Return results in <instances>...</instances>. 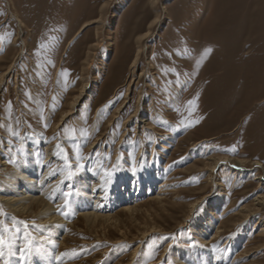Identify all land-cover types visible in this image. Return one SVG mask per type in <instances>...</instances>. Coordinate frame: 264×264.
I'll return each instance as SVG.
<instances>
[{
	"label": "rangeland",
	"instance_id": "obj_1",
	"mask_svg": "<svg viewBox=\"0 0 264 264\" xmlns=\"http://www.w3.org/2000/svg\"><path fill=\"white\" fill-rule=\"evenodd\" d=\"M1 79L0 181L58 169L50 264H264V0H0ZM82 178L113 182L103 217ZM0 211L37 248L38 208Z\"/></svg>",
	"mask_w": 264,
	"mask_h": 264
},
{
	"label": "bare ground",
	"instance_id": "obj_2",
	"mask_svg": "<svg viewBox=\"0 0 264 264\" xmlns=\"http://www.w3.org/2000/svg\"><path fill=\"white\" fill-rule=\"evenodd\" d=\"M147 36L148 33L145 34V37ZM2 81L3 79L0 80V85L2 84ZM81 92L73 100V103L71 104V110L63 115L62 118H65L71 114L72 109L75 107L82 96ZM140 123H143V119L140 120ZM49 161H51V158H46L44 163L48 164ZM222 161L223 159L212 160L211 170L216 169ZM223 162H225V160ZM233 162H235V165L237 166L243 164L241 161ZM3 165L4 164L1 163V166ZM21 169L22 170L20 171L17 170L16 172L12 173L14 180L7 182H5L4 180L0 181V204L7 207V209H9V211L12 213L22 212L24 214L30 215L32 214L31 210L34 207L38 208L39 211L37 212L36 219L39 222V229H41L43 235L40 237L41 241L34 245V247L36 246L39 249V252L34 251L27 259V261L22 262L20 260L21 263H17V245L14 242L11 245L10 250L16 252L17 255L13 256L9 255L8 253V255L1 258L2 260L0 264H3V260H8L9 264H50L51 262H55V260L59 257L56 255L58 252H56V259L53 260V252L60 251L65 248L62 241H58V239L62 236H60L59 233L64 230V226L67 223H63V219L59 218L60 216H57L58 214H56L55 207L57 206V204L54 205V202L57 201L59 193L57 192V189L52 187L54 182L60 181L57 178L58 169L50 170V168H48L47 166L41 168L37 165L32 164L31 160L29 159L26 161V164L21 167ZM56 179H58V181H55ZM72 183L77 190L79 197L75 199L74 207L77 208L76 213L86 220L103 217V215H100V213L105 211L117 199V196H114V198H112L111 196L113 193L112 191H110V189L113 186V182L111 183V186L109 184L106 185L105 188H103L104 184L100 183L99 179L91 181L87 178H82L81 181L74 180ZM120 194L123 195V191ZM159 195L160 193L158 192L157 196L151 197L148 200H157L159 199ZM255 200L258 201L256 205L264 207V194L259 195ZM89 201L92 204H89ZM75 208L70 206V210L73 212H75ZM132 208L133 206L131 207L128 204L126 206L123 205L121 207V210L128 212L131 211ZM260 229L261 232H264V225ZM199 234L204 233L201 230ZM56 262L58 263V261Z\"/></svg>",
	"mask_w": 264,
	"mask_h": 264
},
{
	"label": "snow or ice",
	"instance_id": "obj_3",
	"mask_svg": "<svg viewBox=\"0 0 264 264\" xmlns=\"http://www.w3.org/2000/svg\"><path fill=\"white\" fill-rule=\"evenodd\" d=\"M53 108H54V105H55V97H53ZM189 104H195V101H189L188 102ZM9 107H11V102H9ZM41 111H43V109H41ZM46 126V125H45ZM14 137L16 138H19V134L17 132H13L12 133ZM83 136L87 137V131L85 130L83 133H82ZM57 147H60L59 145ZM61 151H63V149H61ZM97 155H99V153H97ZM78 159H83V157H78ZM109 161H110V156L108 157ZM65 161H66V167H70V165H68L67 163V158L65 157ZM101 167L104 169L103 170V182L104 183H108L112 177L114 176V170H115V166H113V169L112 170H109L107 167H105L103 165V163H101ZM55 174V173H53ZM72 177V172L70 171L69 172V179H71ZM70 193L68 192H65L64 193V196L66 197L65 199V203L67 204L68 203V200H67V197H69ZM0 215H5L2 211H0ZM25 226H27V222H24ZM8 231V229L6 228V226L3 225V222L0 221V258H3L5 256V251L6 250H9V255H17L16 252H13L11 251V245L14 243L13 240H10L8 239L4 233ZM18 231V229H17ZM24 239L27 241L23 244V247L19 249L18 251V256H19V259L21 261H27L28 257L35 251V252H39V249L36 248V249H33V247L31 246V241L28 240V237H27V233H25L24 235ZM3 264H9V261L8 260H3Z\"/></svg>",
	"mask_w": 264,
	"mask_h": 264
}]
</instances>
